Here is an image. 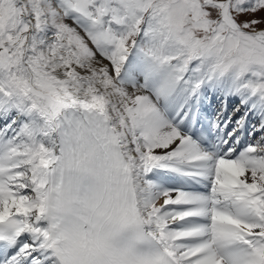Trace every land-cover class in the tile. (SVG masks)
Wrapping results in <instances>:
<instances>
[{
	"label": "snow or ice",
	"instance_id": "1",
	"mask_svg": "<svg viewBox=\"0 0 264 264\" xmlns=\"http://www.w3.org/2000/svg\"><path fill=\"white\" fill-rule=\"evenodd\" d=\"M0 264H264V0H0Z\"/></svg>",
	"mask_w": 264,
	"mask_h": 264
}]
</instances>
